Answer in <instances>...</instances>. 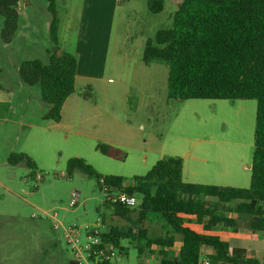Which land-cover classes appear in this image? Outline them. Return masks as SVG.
I'll use <instances>...</instances> for the list:
<instances>
[{"label": "rangeland", "instance_id": "rangeland-1", "mask_svg": "<svg viewBox=\"0 0 264 264\" xmlns=\"http://www.w3.org/2000/svg\"><path fill=\"white\" fill-rule=\"evenodd\" d=\"M56 1L57 43L51 40L46 0H20L18 30L11 43L1 38L0 16V264L74 261L62 229L54 228L56 221L93 224L103 216L112 226L130 224L111 216L95 179L67 174V162L74 157L84 158L102 175L122 176L126 185L166 156L183 159L186 181L240 188L251 183L257 100L170 99L168 63L143 62L146 41L158 30L173 27L182 0H164L159 14L149 11L147 0H118L107 65V78L112 80L93 83L94 99L88 100L97 102L98 108L82 102L73 116L68 113L66 119H79L72 131L46 120L48 105L42 101L40 86L25 84L19 66L33 59L48 63L49 53L57 48V54H74L85 0ZM83 87L77 82L76 92ZM105 138L121 145L124 160L96 150ZM13 153L27 154L36 170L25 163H10ZM73 192L78 203L71 207ZM201 198L216 203L215 198ZM150 217L164 221L158 213ZM159 221L154 228H163ZM242 229L243 235L249 234L243 225ZM124 245L127 251L119 255L121 264H160L143 241ZM241 245L264 262V243L247 240ZM140 247L145 248L142 255ZM204 249V254L212 251Z\"/></svg>", "mask_w": 264, "mask_h": 264}, {"label": "trees", "instance_id": "trees-1", "mask_svg": "<svg viewBox=\"0 0 264 264\" xmlns=\"http://www.w3.org/2000/svg\"><path fill=\"white\" fill-rule=\"evenodd\" d=\"M20 0H0L4 19L1 38L11 43L19 21ZM51 15L50 36L58 39L57 1L46 0ZM153 14L164 10V0H147ZM59 50V48H57ZM49 53L48 63L39 59L24 61L19 74L27 85H39L41 98L48 105L46 120L62 119L65 101L75 92L77 57L63 52ZM168 63V97L170 99H255L256 129L251 183L248 188L189 183L183 179V159L166 156L144 175L135 176L126 185L117 175H102L84 158H71L67 174H84L97 181L100 190L119 191L135 196L136 207L106 203L112 215L131 225L144 223L149 213H158L170 227L167 233L148 238L141 227L120 229L112 226L103 238L119 252L126 253L127 241L144 242L147 248H159L160 264H201L203 248L213 264H262L250 257L243 247L232 245L216 235L200 234L185 226L190 217L204 224L207 231L223 226L237 232L242 225L252 233L264 232V0H182L173 15V27L158 30L146 41L143 62ZM93 88L87 86L80 95L93 100ZM96 150L116 160L126 153L118 147L97 144ZM10 163H25L32 171L35 162L25 153L11 154ZM215 198L216 203H199L198 198ZM224 213L236 214L237 218ZM181 243L177 255L166 250ZM145 248L140 247L143 254ZM69 264H77L70 261ZM108 264V263H107Z\"/></svg>", "mask_w": 264, "mask_h": 264}, {"label": "crops", "instance_id": "crops-1", "mask_svg": "<svg viewBox=\"0 0 264 264\" xmlns=\"http://www.w3.org/2000/svg\"><path fill=\"white\" fill-rule=\"evenodd\" d=\"M118 0H85V4L82 7L81 11V17H80V29L78 33V40L75 46V52L74 55L77 57L78 63H77V70H76V82H82L85 89L87 86H91L93 83L97 82H108L112 79L107 78V65L109 60V54H110V48L112 44L113 39V30H114V18H115V10H116V4ZM76 89V88H75ZM82 102H86L89 104H93L96 108H98L99 104L97 102H91L86 99H84L80 93L75 92L67 98L63 105L62 109V119L60 122L56 123L57 126H60L63 130L66 131H72V128L74 127V124L79 119H66L68 116H73L75 112H78L79 107H81L83 104ZM110 122H119V119H108ZM63 126V127H62ZM80 135H87L84 134L83 131L77 132ZM94 134H90V137ZM113 141L111 138H105L102 140L105 144L112 145L115 147H120V144H117ZM184 172V167H183ZM184 179V175H183ZM189 183H200V182H192V181H186ZM204 182H201L203 184ZM197 201L199 203H202L204 201L208 203H213L209 201L208 199L198 198ZM226 216L237 218L236 214L231 213H224ZM114 216V215H111ZM118 217V220L123 222V218ZM115 218V216H114ZM109 219V217H107ZM164 220V219H163ZM126 220H124L125 222ZM159 220L158 218H151L150 213L147 215L146 220L142 225L134 226V225H114L117 226L120 229L126 228V227H135V228H143L147 230L148 238H151L155 235L165 234L168 231H170V227L166 225V222H162V229H156L153 226L155 223H157ZM127 224V223H126ZM161 226V227H162ZM167 226V227H166ZM185 226L190 227L192 230L200 233V234H208V235H216L220 238L228 241L232 247H243L248 249L247 247L241 245L245 243L247 240L249 241H257L264 243V232L259 233H252L253 236L250 234V231L248 235H243L244 231L242 228H239L237 232H234L232 229L225 228L223 226H219L214 230L207 231L204 227V224L198 223L195 221L194 217H190V220H188L185 224ZM239 243V244H238ZM241 243V244H240ZM181 247V243H176L172 248H166L167 251L172 252L173 255H177ZM151 253L158 255L159 248L151 247L149 248ZM205 249L203 248V256L202 258H206V255L211 253L212 251L207 252L204 254ZM249 251V249H248ZM144 254V252H143ZM152 255V254H151ZM147 258H150L152 256H149L148 254L144 255ZM249 256L255 258L251 252L249 251ZM257 259V258H256ZM260 261V260H259ZM261 262V261H260ZM264 264V262H261Z\"/></svg>", "mask_w": 264, "mask_h": 264}, {"label": "built area", "instance_id": "built-area-1", "mask_svg": "<svg viewBox=\"0 0 264 264\" xmlns=\"http://www.w3.org/2000/svg\"><path fill=\"white\" fill-rule=\"evenodd\" d=\"M42 176L38 175V179ZM103 192L106 203L120 204L126 208L136 207L138 200L135 196L119 191H110L106 187ZM78 203L76 192L72 193L71 207ZM56 213L53 218L56 219ZM112 225L103 216L98 217L93 224L77 223L63 224L56 221L54 228L62 229V235L72 249L77 264H121L119 250L103 238V234L110 231ZM201 264H213L209 258H202Z\"/></svg>", "mask_w": 264, "mask_h": 264}, {"label": "water", "instance_id": "water-1", "mask_svg": "<svg viewBox=\"0 0 264 264\" xmlns=\"http://www.w3.org/2000/svg\"><path fill=\"white\" fill-rule=\"evenodd\" d=\"M61 55V51L58 53V56H60Z\"/></svg>", "mask_w": 264, "mask_h": 264}]
</instances>
